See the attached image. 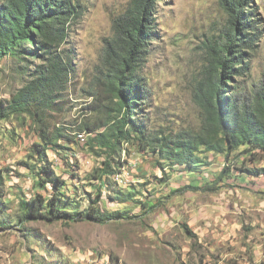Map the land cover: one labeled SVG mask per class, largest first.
Instances as JSON below:
<instances>
[{
	"label": "rangeland",
	"instance_id": "obj_1",
	"mask_svg": "<svg viewBox=\"0 0 264 264\" xmlns=\"http://www.w3.org/2000/svg\"><path fill=\"white\" fill-rule=\"evenodd\" d=\"M79 1L81 14L64 45L72 64L69 104L54 118L73 141L61 140L64 148L48 151V158L65 181L61 193L78 210L97 201L95 207L114 216L104 222L21 220L18 196L39 189L29 170L39 138L28 116L14 114L0 120V172L8 203L3 218L13 225L0 229V264H264V174L250 172L264 168V152L245 153L244 147L228 156L204 152L203 164L189 172L124 144L121 163L104 176L106 185L92 177L100 158L88 149L93 133L84 124L98 125L101 117L85 108L91 101L87 92L113 34L112 20L130 0ZM252 6L259 37L247 56L249 71L229 82L240 81L246 90L264 80V0ZM154 19V40L140 67L149 91L143 108L148 130L196 132L201 110L194 95L208 78L210 53L225 36L228 15L220 0H157ZM23 77L13 59L2 60L0 99L9 98Z\"/></svg>",
	"mask_w": 264,
	"mask_h": 264
},
{
	"label": "trees",
	"instance_id": "obj_2",
	"mask_svg": "<svg viewBox=\"0 0 264 264\" xmlns=\"http://www.w3.org/2000/svg\"><path fill=\"white\" fill-rule=\"evenodd\" d=\"M156 2L130 0L112 20L113 34L104 42L94 88L87 92L91 101L85 108L101 117L98 125L84 124V131L93 133L87 140L88 149L100 158L92 172L100 184L106 185L104 176L121 163L124 144L157 154L160 160L189 172L203 164L204 152L228 156L239 147H244L245 153L264 152V80L251 84L249 90L240 81L229 83L232 76L243 78L249 71L247 56L259 37L254 0H220L229 27L211 51L208 78L194 95L201 110L199 130L173 134L148 130L143 108L149 91L140 67L149 42L154 40ZM81 11L79 0H0V62L13 59L24 76L9 98L0 99V120L26 115L39 138L32 144L35 163L29 169L39 189L32 196H18L22 221L104 222L114 216L95 207L97 201L78 210L76 203L61 193L65 181L48 158V151L57 154L64 148L61 140L73 141L54 118L69 104L72 64L64 45ZM250 172L264 174V168ZM3 182L0 172V229L7 230L13 225H6L3 218L8 204ZM132 192L133 188L127 195Z\"/></svg>",
	"mask_w": 264,
	"mask_h": 264
},
{
	"label": "bare ground",
	"instance_id": "obj_3",
	"mask_svg": "<svg viewBox=\"0 0 264 264\" xmlns=\"http://www.w3.org/2000/svg\"><path fill=\"white\" fill-rule=\"evenodd\" d=\"M82 136H83V133H78L79 138H83Z\"/></svg>",
	"mask_w": 264,
	"mask_h": 264
}]
</instances>
